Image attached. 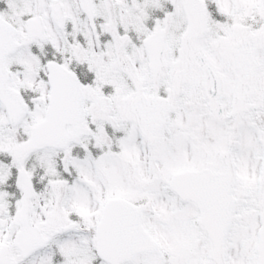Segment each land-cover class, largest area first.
Returning a JSON list of instances; mask_svg holds the SVG:
<instances>
[{
	"label": "snow or ice",
	"instance_id": "snow-or-ice-1",
	"mask_svg": "<svg viewBox=\"0 0 264 264\" xmlns=\"http://www.w3.org/2000/svg\"><path fill=\"white\" fill-rule=\"evenodd\" d=\"M0 264H264V0H0Z\"/></svg>",
	"mask_w": 264,
	"mask_h": 264
}]
</instances>
